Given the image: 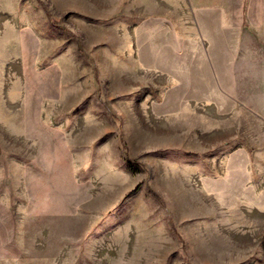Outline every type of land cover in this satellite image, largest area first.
I'll list each match as a JSON object with an SVG mask.
<instances>
[{
  "label": "rangeland",
  "instance_id": "obj_1",
  "mask_svg": "<svg viewBox=\"0 0 264 264\" xmlns=\"http://www.w3.org/2000/svg\"><path fill=\"white\" fill-rule=\"evenodd\" d=\"M0 264H264V0H0Z\"/></svg>",
  "mask_w": 264,
  "mask_h": 264
}]
</instances>
